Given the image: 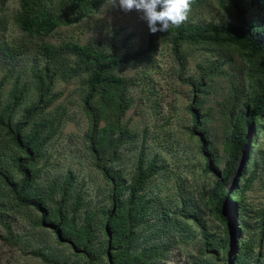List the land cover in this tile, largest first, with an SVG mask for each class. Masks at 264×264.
Returning <instances> with one entry per match:
<instances>
[{"label":"rangeland","instance_id":"374dc122","mask_svg":"<svg viewBox=\"0 0 264 264\" xmlns=\"http://www.w3.org/2000/svg\"><path fill=\"white\" fill-rule=\"evenodd\" d=\"M17 9V0H0V14L11 16ZM189 15L194 18L193 21H218L226 16L218 0H205ZM142 17L141 11H125L119 7L118 0L115 4L110 0L93 17L60 25L44 40L53 43L64 39L80 43L94 40L110 45L115 31L119 29L118 37L134 33L132 44L138 47L145 42L149 31ZM41 41V38L24 37L14 25L7 31L0 30V46L21 42L19 46L25 49L13 66V73H8L11 64L6 62L0 49V79L6 74L8 77L2 88L5 100L17 77H20L21 83L28 82L33 86L31 65L38 55L36 43ZM183 47L187 54L185 68L179 64L171 43L162 36L152 59L136 61L123 71L126 75L137 76L139 80L138 85L131 89L135 102L124 119L130 121V126L139 136L123 147L122 158L116 167L122 168L125 178L130 179L143 145L148 155L157 156V164L163 166L143 190L146 198L155 200L150 207V218L140 225V236L134 249L140 250L152 244L162 247L160 252L163 256L154 263L151 261V264H236L239 254H242L244 264H264V127L254 137L247 155L241 153L236 159L226 146V138L231 134L232 105L227 104L233 96H242L243 88L248 90L244 61L237 52L219 46L211 47L213 52L201 45L184 43ZM217 52H222L225 57L220 58ZM226 57L234 58L232 65ZM209 59L220 60L218 65L224 67V73L209 80L208 89L196 92L179 75L182 73L185 77L197 78L212 67L207 66ZM203 66L207 70L203 71ZM238 67L244 72H240ZM83 89L78 78H58L54 84V91L59 95L44 117L56 119L61 124L56 135L45 144L44 155L34 169L38 171L33 191L44 196L48 206L56 208L62 200L64 185L70 183L68 200L64 205L69 207V218L74 215L78 225H81L87 216L93 217L92 221L96 224L95 246H101L106 238L101 227L102 208H109L113 202L110 199L111 186L95 166L90 142L85 137L90 130V120L82 105ZM34 92L33 87L28 88L27 101L34 99ZM198 96L202 99L201 103L198 102L200 105L194 101ZM192 104L199 107L200 115H206L204 125L210 139L208 149L212 153L216 151L219 156L214 162L220 171L219 177L205 170L206 158L200 151L198 138L190 133L193 120L189 108ZM19 116L20 112L15 118ZM2 134L0 132V139ZM231 162L234 169L225 185L230 195L239 191L243 200L239 213L245 218L236 221L235 231L227 230L214 209V201L209 198ZM10 170L16 180L21 177L14 169ZM78 198L81 204L73 208ZM155 208L157 212L153 211ZM183 208L187 215L182 213ZM163 211L170 212L167 223L163 222ZM193 215L200 217L207 231L214 235L212 245L203 243L201 229L191 217ZM40 216L36 209L18 205L9 187L0 180V264H67L66 261L69 264H84V257L77 255L69 243L59 242L50 228L39 224ZM225 243L230 248L229 257L223 247ZM37 250L60 263L45 259Z\"/></svg>","mask_w":264,"mask_h":264},{"label":"trees","instance_id":"16d2710c","mask_svg":"<svg viewBox=\"0 0 264 264\" xmlns=\"http://www.w3.org/2000/svg\"><path fill=\"white\" fill-rule=\"evenodd\" d=\"M104 1L106 0H17L18 9L11 16L7 13L0 14L2 32L14 25L24 37L42 40L36 43L38 55L31 65L33 86L28 82L21 83L20 77H17L5 100L2 88L8 80L7 74L0 79V132L3 133V138L0 139V180L9 187L18 205L39 211V224L50 228L59 242L69 243L77 255L84 257V264H151L163 256L160 252L162 247L154 244L143 246L140 250H135L134 247L140 236V225L150 218V207L155 200L146 198L143 190L149 179L163 166L157 164V156L148 155L143 145L130 179L125 178L122 168L116 167L122 158L123 147L139 136L130 126V121L124 120L135 102L131 89L138 85L139 80L137 76L126 75L123 71L136 61L152 59L158 51L162 36L171 43L182 68L187 63L184 43L205 46L211 52L213 46L237 52L245 64L248 90L243 88L242 96H233L227 104L232 105L229 122L231 134L226 138V146L236 159L241 153L247 155L254 137L264 127V0H218L226 14L218 21H193L194 18L189 15L181 26L170 27L167 32L153 34L149 30L145 42L138 47L132 44L134 33L118 37L119 29L115 31L110 45L94 40L85 43L73 39H64L60 43L44 40L60 25L93 17ZM204 1L193 0L192 10ZM19 43L0 46L4 59L11 64L8 73H13V66L25 51ZM217 53L220 58L225 57L222 52ZM226 59L230 65L233 64V57ZM219 61L209 59L207 66L212 67H208L209 70L197 78L185 77L180 73V79L191 84L196 92L205 91L209 88V80L224 73V67L218 65ZM39 62L41 65L38 66ZM204 68L206 67L203 66V71L207 70ZM238 69L244 72V69ZM58 78H78L84 86L82 105L90 120V130L85 137L90 142L89 149L95 158V166L111 186L110 199L113 203L107 209L102 208L101 227L106 238L101 246H95L96 224L92 221L93 217L87 216L81 225H78L74 215L72 219L69 218V207L64 205L68 200L70 183L66 182L67 185H64L62 200L56 208L48 206L45 197L33 191L38 171L34 169L44 155L45 144L56 135L61 124L56 119L44 117L47 109L58 98L59 93L54 91ZM31 87L34 88L35 97L27 101L28 88ZM194 101L201 103L202 99L198 96ZM189 109L193 120L190 133L198 138L200 151L206 158L205 170L219 177L220 171L214 166L219 156L216 151L212 153L208 149L210 139L204 125L206 115H200L199 107L195 104ZM19 112L20 116L16 119ZM102 121L105 122L103 126ZM231 163L225 168L223 178L217 182L209 198L214 201V209L227 230L235 231L236 221L243 218L239 213L243 200L239 197L238 190L230 195L226 189L225 181L234 169V164ZM11 168L20 174L19 179L13 177ZM68 180L69 178L66 181ZM125 193L126 196L123 197ZM242 193L243 190L240 191ZM79 204L78 198L72 207ZM153 211L157 212V209ZM169 213L162 212L164 223L168 222ZM182 213L187 215L185 208ZM191 217L201 229L203 243L212 245L214 235L207 231L205 222L198 216ZM262 218L264 219V212ZM262 229L263 233L264 225ZM223 247L229 257L230 248L226 243ZM37 251L45 259L60 263L41 250ZM241 256L242 254L237 256L236 264H244ZM66 263L69 264L67 261Z\"/></svg>","mask_w":264,"mask_h":264},{"label":"clouds","instance_id":"9594fccd","mask_svg":"<svg viewBox=\"0 0 264 264\" xmlns=\"http://www.w3.org/2000/svg\"><path fill=\"white\" fill-rule=\"evenodd\" d=\"M109 1H104L101 6ZM111 1L117 3V0ZM118 4L125 11H141L150 32L155 34L167 32L170 27H179L187 21L193 0H118Z\"/></svg>","mask_w":264,"mask_h":264}]
</instances>
